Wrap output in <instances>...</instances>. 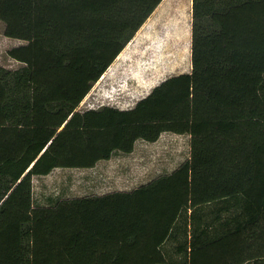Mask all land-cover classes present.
I'll return each mask as SVG.
<instances>
[{
    "label": "trees",
    "instance_id": "trees-1",
    "mask_svg": "<svg viewBox=\"0 0 264 264\" xmlns=\"http://www.w3.org/2000/svg\"><path fill=\"white\" fill-rule=\"evenodd\" d=\"M162 0H0V264H264V0H192V71L80 103ZM191 135L131 190L34 202L35 176Z\"/></svg>",
    "mask_w": 264,
    "mask_h": 264
},
{
    "label": "rangeland",
    "instance_id": "rangeland-1",
    "mask_svg": "<svg viewBox=\"0 0 264 264\" xmlns=\"http://www.w3.org/2000/svg\"><path fill=\"white\" fill-rule=\"evenodd\" d=\"M192 19V0H162L93 84L79 109L103 105L129 109L168 77L191 72ZM24 43L5 35L0 20V64L20 67L23 63L8 50ZM190 139L188 134L166 131L155 143L140 138L132 152H116L93 167H59L48 175L35 176L34 202L45 205L49 197L63 199L139 187L186 160Z\"/></svg>",
    "mask_w": 264,
    "mask_h": 264
},
{
    "label": "crops",
    "instance_id": "crops-1",
    "mask_svg": "<svg viewBox=\"0 0 264 264\" xmlns=\"http://www.w3.org/2000/svg\"><path fill=\"white\" fill-rule=\"evenodd\" d=\"M188 135H189V134H188ZM162 136H163V133L161 134V136H160L159 139H161ZM189 136H190V138H191V135H189ZM159 139H158V140H159ZM170 139H171V140H174L173 138H170ZM158 140H157V141H158ZM190 141H191V139H190ZM155 142H156V141H155ZM155 142H153V143H155ZM188 157H189V156H188Z\"/></svg>",
    "mask_w": 264,
    "mask_h": 264
}]
</instances>
